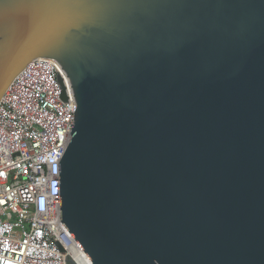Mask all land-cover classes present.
I'll list each match as a JSON object with an SVG mask.
<instances>
[{"label": "water", "instance_id": "1", "mask_svg": "<svg viewBox=\"0 0 264 264\" xmlns=\"http://www.w3.org/2000/svg\"><path fill=\"white\" fill-rule=\"evenodd\" d=\"M36 60L65 264H264V0H0V100Z\"/></svg>", "mask_w": 264, "mask_h": 264}, {"label": "built area", "instance_id": "2", "mask_svg": "<svg viewBox=\"0 0 264 264\" xmlns=\"http://www.w3.org/2000/svg\"><path fill=\"white\" fill-rule=\"evenodd\" d=\"M56 73L33 61L0 100V264H65L76 243L60 222L59 163L74 113Z\"/></svg>", "mask_w": 264, "mask_h": 264}]
</instances>
